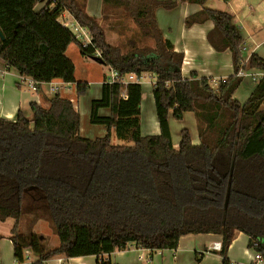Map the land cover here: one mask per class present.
Wrapping results in <instances>:
<instances>
[{
  "label": "trees",
  "instance_id": "obj_1",
  "mask_svg": "<svg viewBox=\"0 0 264 264\" xmlns=\"http://www.w3.org/2000/svg\"><path fill=\"white\" fill-rule=\"evenodd\" d=\"M39 0H0V60L20 77L29 78L36 91L41 84L59 80L74 84L77 96L88 90L76 83L73 65L65 56L76 43L58 19L67 11L87 28L102 66L119 77L152 74L155 117L159 134L139 132L141 87L102 85L99 100L91 102L89 122L113 129L94 140L79 135V114L71 102L54 94L43 108L30 103L31 118L20 112L14 120L0 117V222L14 221L9 240L16 263L25 252L37 256L30 264L49 259L96 256L100 258L128 244L150 251L174 250L188 234L221 236L218 254L225 258L235 232L248 237V247L264 250V76L245 102L232 98L242 82L243 69L264 72V60L252 54L242 62L243 39L232 16L205 7L207 0H180L201 7L185 25L211 22L206 41L215 52L229 51L233 75L212 86L195 73L183 78V54L174 52L155 21V10H172L175 1L101 0V13L120 10L130 18L141 38L153 47L130 45L122 52L106 42L97 19L86 14V0H49L36 11ZM53 5L52 7H50ZM125 90V99L120 93ZM109 108L110 116H97ZM191 113L198 144L180 131L177 149L171 142L168 117L179 121ZM32 214L26 234L18 233L21 216ZM45 220L58 238L46 248L31 226ZM96 264H110L102 258ZM226 264V262H223Z\"/></svg>",
  "mask_w": 264,
  "mask_h": 264
},
{
  "label": "crops",
  "instance_id": "obj_2",
  "mask_svg": "<svg viewBox=\"0 0 264 264\" xmlns=\"http://www.w3.org/2000/svg\"><path fill=\"white\" fill-rule=\"evenodd\" d=\"M49 0H39L35 10L43 8ZM175 1L176 6L172 10L158 8L155 10V21L160 29L164 39L172 44L174 52L183 54V61L180 69L181 76L186 78L190 73H195L197 78L206 79L210 84L213 80L227 79L233 75L231 55L229 51L215 52L206 41V34L212 29L211 22L203 24L185 25L187 17L196 14L201 7L196 4L181 2L180 0H161ZM207 0L205 7L211 10L226 12L232 16V22L238 27L243 39L241 46L242 62L246 63L250 55L255 54L264 60V36L258 37L259 31L263 28L256 20L252 18L255 12L252 6L255 0ZM241 5V6H240ZM260 4L256 5L255 8ZM52 7V5L50 6ZM101 0H86V14L99 19L101 13ZM67 18L70 15L67 11L61 12L59 22L67 26ZM162 24H160L159 22ZM247 51V54L244 52ZM67 59L73 65V78L76 83H85L88 90L82 96H77L74 84H64L59 80H54L48 84H41L39 90L31 89L23 77H20L15 71L9 70L0 60V117L6 120H14L17 113L20 112L25 118H31L30 103H35L43 108L48 107V100L54 95L59 94L61 98L71 102L73 109L79 114V135L88 140H94L104 137L108 130L103 125H95L89 122L91 102L99 100L102 94V85L108 84L111 78V69L102 66L93 59L84 58L76 43H71L65 53ZM246 76L242 77L241 84L237 87L232 98L239 103H243L250 96L259 80L264 76L263 71L248 70ZM250 74V75H248ZM152 74H147L145 78L146 86H150V97L152 99V87L155 83L148 82ZM152 80V79H151ZM56 88L55 93L50 89ZM145 100V99H144ZM146 101H144L145 103ZM143 98L141 90L139 132L141 127V114L143 109ZM150 108V103H147ZM264 107V103H263ZM97 116L109 117V108H99ZM155 119L149 116L144 133L140 132L142 137L155 136L159 134V127ZM187 119L189 126H183ZM178 124L176 139L173 138L171 126ZM168 126L172 146L177 149L180 140V131L186 129L191 137L192 144H198L196 123L191 113H185L179 121L174 120L171 115L168 117ZM110 142L118 140L113 129L109 130ZM4 223V222H0ZM36 224V223H35ZM34 224V225H35ZM0 264H30L37 260V256L30 252H25V261L16 263L13 259V246L10 237V224L0 225ZM32 232L36 233L33 229ZM37 234V233H36ZM220 242L221 236L213 234H188L180 237L177 248L174 250L150 251L141 249L134 244H128L124 250H116L109 255L97 258L96 256H82L64 258L56 256L45 264H96L97 260L103 259L110 264H264V250L262 259L259 263L253 260L254 251L248 247L249 239L240 232H235L233 239L227 249L225 258L218 254V251L210 249L213 243ZM52 249V248H50Z\"/></svg>",
  "mask_w": 264,
  "mask_h": 264
},
{
  "label": "rangeland",
  "instance_id": "obj_3",
  "mask_svg": "<svg viewBox=\"0 0 264 264\" xmlns=\"http://www.w3.org/2000/svg\"><path fill=\"white\" fill-rule=\"evenodd\" d=\"M240 0H236L235 3L239 4ZM254 3L256 5L260 4L258 8H255V12L252 14V18L258 22L260 26H263V28L259 31L258 37H263L264 36V0H255ZM241 6V5H240ZM101 11V10H100ZM105 13H100L99 19H97V22L101 29L104 32L105 35V40L107 43L113 45V46H118L121 48L122 52H125L128 50L130 45L135 44L137 47H153L154 42L152 39L149 38H141L138 34V31L133 23V21L130 18H127L122 15V12L120 10H112V9H107L104 11ZM69 19L67 18V21ZM160 22V19H159ZM160 24H162L160 22ZM243 54V51H242ZM244 54H247V51L244 52ZM150 76V75H149ZM154 76H150V78H147V81H153ZM152 79V80H151ZM141 90H142V98H143V109H142V114H141V127H140V132L144 133L145 130H147L146 126L149 121V116L152 119L154 116L153 112V105L151 102V97H150V90L151 87L146 86L145 84L140 85ZM145 99V100H144ZM144 101H146L144 103ZM147 103H150V108H148ZM155 117V116H154ZM178 124L171 126L172 129V134L173 138L176 139V129L178 127ZM183 126H189L187 119L183 122ZM114 142L112 143L113 145H128L129 143L121 140H113ZM32 214L29 213V211H25V213L21 216L19 223H18V233L21 235L26 234L29 228V224L31 222ZM13 220L8 219L4 223H0V225H5L10 224ZM14 223V221H13ZM36 223V224H35ZM33 226H31V230H35L37 235L39 236L40 240H42L43 244L45 245L46 248H55L58 246V238L56 235H54L47 224L45 220H38L36 221ZM1 227V226H0ZM2 228V227H1ZM34 255V254H33Z\"/></svg>",
  "mask_w": 264,
  "mask_h": 264
},
{
  "label": "built area",
  "instance_id": "obj_4",
  "mask_svg": "<svg viewBox=\"0 0 264 264\" xmlns=\"http://www.w3.org/2000/svg\"><path fill=\"white\" fill-rule=\"evenodd\" d=\"M62 25H64V24H62ZM65 27L69 28V30L71 31L74 39L76 40L77 43H79V45L82 48H84V49L92 48L94 50L93 56L97 57V58L100 57V53L94 47V45L92 43V40H91V37H90V35L88 33L87 28H85L83 26H80L72 18H70L67 21V26H65ZM146 75L147 74H144V73H140V74L129 73V74L123 76V77H119L117 75V73L114 70H112L111 71V78L108 81V85L116 84V85H118L120 87H125L127 84H138V85H141V84H143L145 82ZM246 75L247 74H246V72L243 69H240L236 73V76H238V77H244ZM248 75H250V74H248ZM24 79L29 82L28 83L29 87L34 90V86H33L32 82H31V80L29 78H24ZM225 80L226 79H220V80H217V81L213 80V81H211V85L212 86H216L219 83H224ZM56 91H57L56 88H51L50 89L51 93H55ZM120 98L121 99H125V90L124 89L120 93ZM256 246H257L256 243H253L250 249L254 251L253 260L255 261V263H259L261 261V259H262V254L259 253L256 250H254V249H256ZM220 248H221L220 242L213 243L211 245V247H210V249L215 250V251H219Z\"/></svg>",
  "mask_w": 264,
  "mask_h": 264
},
{
  "label": "water",
  "instance_id": "obj_5",
  "mask_svg": "<svg viewBox=\"0 0 264 264\" xmlns=\"http://www.w3.org/2000/svg\"><path fill=\"white\" fill-rule=\"evenodd\" d=\"M3 37H2V35H1V33H0V40L2 39ZM93 60L94 61H97V58H93Z\"/></svg>",
  "mask_w": 264,
  "mask_h": 264
}]
</instances>
